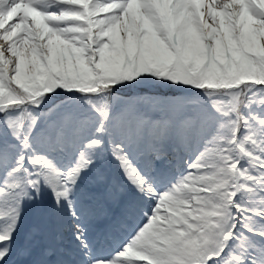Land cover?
Masks as SVG:
<instances>
[{
  "label": "snow or ice",
  "instance_id": "6c2138e0",
  "mask_svg": "<svg viewBox=\"0 0 264 264\" xmlns=\"http://www.w3.org/2000/svg\"><path fill=\"white\" fill-rule=\"evenodd\" d=\"M0 264H264V0H0Z\"/></svg>",
  "mask_w": 264,
  "mask_h": 264
}]
</instances>
